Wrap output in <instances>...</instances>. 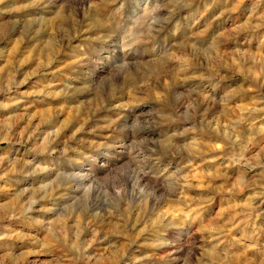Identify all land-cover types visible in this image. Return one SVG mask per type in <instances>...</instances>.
I'll use <instances>...</instances> for the list:
<instances>
[{
    "label": "rangeland",
    "instance_id": "374dc122",
    "mask_svg": "<svg viewBox=\"0 0 264 264\" xmlns=\"http://www.w3.org/2000/svg\"><path fill=\"white\" fill-rule=\"evenodd\" d=\"M0 264H264V0H0Z\"/></svg>",
    "mask_w": 264,
    "mask_h": 264
},
{
    "label": "bare ground",
    "instance_id": "6f19581e",
    "mask_svg": "<svg viewBox=\"0 0 264 264\" xmlns=\"http://www.w3.org/2000/svg\"><path fill=\"white\" fill-rule=\"evenodd\" d=\"M2 144V141L0 140V145Z\"/></svg>",
    "mask_w": 264,
    "mask_h": 264
}]
</instances>
